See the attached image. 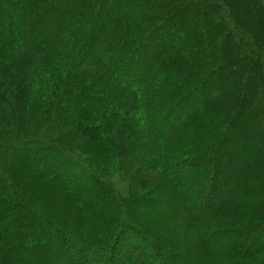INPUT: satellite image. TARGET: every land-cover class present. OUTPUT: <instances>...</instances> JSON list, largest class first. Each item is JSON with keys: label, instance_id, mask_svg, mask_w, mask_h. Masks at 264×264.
Returning a JSON list of instances; mask_svg holds the SVG:
<instances>
[{"label": "trees", "instance_id": "1", "mask_svg": "<svg viewBox=\"0 0 264 264\" xmlns=\"http://www.w3.org/2000/svg\"><path fill=\"white\" fill-rule=\"evenodd\" d=\"M0 264H264L263 0H0Z\"/></svg>", "mask_w": 264, "mask_h": 264}, {"label": "rangeland", "instance_id": "2", "mask_svg": "<svg viewBox=\"0 0 264 264\" xmlns=\"http://www.w3.org/2000/svg\"><path fill=\"white\" fill-rule=\"evenodd\" d=\"M263 2H264V0H263ZM218 81H219V79H218ZM178 118H180V116L178 115ZM258 120H259V118H258ZM260 121V120H259Z\"/></svg>", "mask_w": 264, "mask_h": 264}]
</instances>
